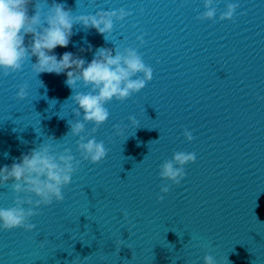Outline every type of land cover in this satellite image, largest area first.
Here are the masks:
<instances>
[{
    "label": "water",
    "instance_id": "95a60500",
    "mask_svg": "<svg viewBox=\"0 0 264 264\" xmlns=\"http://www.w3.org/2000/svg\"><path fill=\"white\" fill-rule=\"evenodd\" d=\"M56 2L73 15L132 12L105 35L74 25L57 54L90 62L96 48L133 47L154 77L139 93L106 105L110 118L92 135L110 151L93 164L80 157L68 124L83 118L70 97L90 88L81 81L73 90L66 73L37 74L35 56L20 71L0 70V168L41 143L82 161L64 201L31 218L35 230L0 228V264H204L206 254L219 264H264V0H216L215 21L197 19L204 0ZM229 2L240 4L235 22L219 19ZM25 82L29 95L19 99ZM94 126L86 123V131ZM176 151L197 154L179 185L159 175ZM14 199L11 181L0 185V207Z\"/></svg>",
    "mask_w": 264,
    "mask_h": 264
},
{
    "label": "clouds",
    "instance_id": "9594fccd",
    "mask_svg": "<svg viewBox=\"0 0 264 264\" xmlns=\"http://www.w3.org/2000/svg\"><path fill=\"white\" fill-rule=\"evenodd\" d=\"M215 3L216 0H204L205 10L198 13L197 19L215 21L219 10L214 6ZM239 7V3H227L219 19L235 22ZM130 15L132 12L123 7L101 10L94 15H73L71 9H66L63 3L56 0L51 6L48 0H0V70L4 75L22 70L25 62L35 56L36 62L31 66L37 74L66 73V84L73 90L81 81L90 88L88 92L77 91L70 97L78 105L74 110L76 117H81L83 113V118L68 121V124L70 132L79 137L77 144L80 157L93 164L105 160L110 151L103 140H97L92 135L110 118L106 105L113 99L124 101L134 93H139L153 79L154 69L144 62L142 55L133 47L123 50L118 47L96 48L90 62L73 52L65 51L61 55L54 50L68 47L76 24L82 23L86 28H95L105 35L113 31L115 20L122 21ZM137 39L141 44L145 43L143 36ZM91 50V45L88 49H80L81 52ZM18 88L17 97L25 99L29 95V84L22 83ZM258 99L264 100V96ZM128 119L139 127L135 115ZM88 122L95 125L90 133L86 131ZM113 127L118 133L121 131L120 124ZM184 135L188 141L194 139L188 128L184 129ZM196 160L195 152L176 151L173 158L160 165L159 175L179 185L186 176L185 166ZM81 162L70 149L55 151L52 144L41 143L15 158L11 165L0 168V185L11 181L15 193L12 206L0 207V228L35 230L36 224L31 222V218L39 213L41 206L64 201V188L72 182ZM170 188V184H164L161 191L168 193ZM159 200L163 201L164 196H159ZM123 216L127 219L129 213L124 211ZM47 242L46 238L39 243L44 247ZM117 245L119 254L121 246L125 245L124 240L117 241ZM127 247L131 249L130 245ZM203 260L204 264H219L211 254H206Z\"/></svg>",
    "mask_w": 264,
    "mask_h": 264
}]
</instances>
